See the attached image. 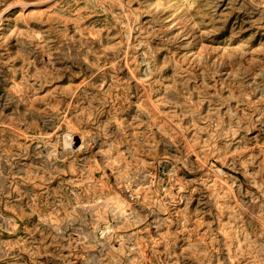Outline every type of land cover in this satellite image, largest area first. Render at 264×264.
<instances>
[{
    "label": "rangeland",
    "instance_id": "rangeland-1",
    "mask_svg": "<svg viewBox=\"0 0 264 264\" xmlns=\"http://www.w3.org/2000/svg\"><path fill=\"white\" fill-rule=\"evenodd\" d=\"M263 143L264 0H0V264H264Z\"/></svg>",
    "mask_w": 264,
    "mask_h": 264
},
{
    "label": "bare ground",
    "instance_id": "bare-ground-1",
    "mask_svg": "<svg viewBox=\"0 0 264 264\" xmlns=\"http://www.w3.org/2000/svg\"><path fill=\"white\" fill-rule=\"evenodd\" d=\"M6 3H7V2H6ZM29 3H32V2H29ZM116 3H117V2H116ZM27 4H28V3H27ZM119 4H120V3H119ZM119 4H118V5H119ZM4 5H5V4H4ZM4 5H3V6H4ZM12 5H13V4H12ZM10 6H11V5H10ZM22 6H23V5H22ZM22 6H20V7L22 8ZM7 8H9V7H7ZM23 8H24V7H23ZM5 11H6V10H5ZM2 12H3V11H2ZM1 15H2V13H1ZM3 15H4V14H3ZM22 15H23V13H22ZM128 22H129V21H128ZM128 24H129V23H128ZM128 30H129V29H128ZM125 32H126V31H125ZM127 33H128V31H127ZM126 35H127V34H126ZM126 35H125V36H126ZM127 36H128V35H127ZM129 36H130V35H129ZM137 80H138V79H137ZM140 82H141V81H140ZM144 83H145V82H144ZM140 85H141V84H140ZM146 93H147V92H146ZM147 94H148V93H147ZM149 98H150V97H149ZM155 110H156V109H155ZM161 115H162V114H161ZM161 115H159V116H161ZM164 121H165V120H164ZM166 121H167V120H166ZM73 131H74V130H73ZM75 131H76V130H75ZM70 132H71V131H70ZM227 132H228V131H227ZM72 133H73V132H72ZM77 133H78V132H77ZM64 134H65V133H64ZM73 134H74V133H73ZM73 134H72V135H73ZM75 134H76V133H75ZM70 135H71V134H70ZM70 135H69V136H70ZM69 136H68V137H69ZM74 136H75V135H74ZM70 137H71V136H70ZM78 137H79V136H78ZM78 137H77V138H78ZM68 139H69V138H68ZM78 139H79V138H78ZM73 141H74V140H73ZM75 141H76V140H75ZM67 142H68V141H67ZM71 144H72V143H71ZM263 144H264V143H263ZM65 145H69V143H67V144H65ZM69 146H71V145H69ZM80 146H81V145H80ZM81 147H82V146H81ZM73 149H74V148H73ZM77 150H78V149H77ZM79 152H80V151H79ZM65 166H66V165H65ZM98 171H99V170H98ZM220 172H221V170H220ZM87 188H88V187H87ZM97 188H99V187H97ZM102 189H103V188H102ZM89 190H90V189H89ZM262 227H263V226H262Z\"/></svg>",
    "mask_w": 264,
    "mask_h": 264
}]
</instances>
